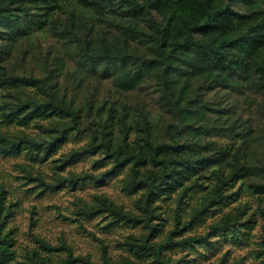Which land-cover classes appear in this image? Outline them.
<instances>
[{
	"label": "trees",
	"instance_id": "obj_1",
	"mask_svg": "<svg viewBox=\"0 0 264 264\" xmlns=\"http://www.w3.org/2000/svg\"><path fill=\"white\" fill-rule=\"evenodd\" d=\"M46 28L75 44L79 63L110 79L115 96L100 99L89 94L79 99L80 79L62 89L57 80L48 77L2 74L9 47ZM134 42L144 50L136 49ZM154 82L161 107L171 115L170 123L119 96ZM0 87L11 99L5 114L8 121L20 126L37 122L41 129L38 138H31L39 147L34 157L47 160L70 134L88 132L89 143L72 149L64 164L101 154L96 163L109 161L112 165L100 178L129 168L125 188L141 193L140 215L124 212L103 196L97 198L101 204H86L81 212L90 217L109 212L112 220L108 225L142 223L146 234L126 243L136 258L152 257L156 264H186L191 262L186 255L174 259L169 251L214 247L218 239L211 237L217 235L246 242L262 220V238L255 241V252L264 264V146H254L247 121L230 109L224 111L230 114L228 142L206 141L193 132L195 125L207 122L212 111L204 99L205 90L224 88L245 100L257 95L264 105V0H0ZM200 127L202 132L209 130V126ZM17 138L10 153L19 152L21 143L30 141L27 134ZM1 140H7L3 134ZM93 178L89 173H72L68 180L75 187ZM4 196L3 190L0 264L85 261L73 256L64 238L53 246L37 237L38 247L17 262L14 229H7L11 210ZM244 196L255 197L256 205L250 198L243 200ZM168 199L177 204L175 226L163 237V202ZM211 213L217 218L207 233L185 236L189 227ZM103 249L107 264H136L113 262ZM228 254L218 264H228Z\"/></svg>",
	"mask_w": 264,
	"mask_h": 264
},
{
	"label": "rangeland",
	"instance_id": "obj_2",
	"mask_svg": "<svg viewBox=\"0 0 264 264\" xmlns=\"http://www.w3.org/2000/svg\"><path fill=\"white\" fill-rule=\"evenodd\" d=\"M110 30V29H108ZM134 47L144 50L137 42ZM75 44L61 38L49 29L37 31L33 35L23 38L9 47L3 61L2 74L5 76H33L35 78H51L57 80L62 89L71 88L75 79L82 80L78 98L89 96L110 98L115 96L110 79L101 77L97 72H91L87 65L79 63L75 56ZM157 82L144 84L133 91L119 95L121 98L131 101L140 108L149 110L159 117L161 122L172 121L171 115L165 113L161 107V98L157 91ZM204 99L212 109L205 125H195L193 132L203 140H215L228 142L227 116L224 111L232 110L235 115H241L247 121L246 128L249 139L254 146H264V105L260 96L250 95L246 100L236 91H227L219 88L213 91L205 90ZM8 91L0 87V135L6 137V141H0V192L5 191L4 203L11 210L8 218L7 229H14L15 249L17 250V262L24 261L28 250L38 247L36 238H42L53 246H59L62 238L71 246L73 256L84 257V260L75 264H107V258L113 262L130 260L136 264H156L152 257L136 258L130 251L127 242L131 238H141L147 229L143 224L136 222H119L108 225L112 220L109 212H100L95 216L84 215L81 207L86 204L98 203L99 196H103L123 209L124 212L140 215L139 198L141 193L135 194L125 188L129 175V168H123L114 174H108L100 178L111 167L96 163L101 159V154H89L81 156L69 164H64V159L72 149L86 146L89 143L88 132L82 134H70L67 139L52 156L42 161L37 157L38 148L31 138H38L41 129L37 122L28 126H20L15 122H9L5 114L11 99ZM214 110L220 111L215 114ZM236 117V116H235ZM209 126V130L202 132L203 127ZM27 134L30 141L22 142L20 151L10 153L13 142H18L20 135ZM7 150L9 153H5ZM96 163V164H95ZM64 166L63 169L61 167ZM31 172V174H29ZM72 173H89L96 178L88 179L73 186L70 179ZM55 185V189L51 186ZM250 198L256 205L255 197L244 196L243 200ZM166 210V221L163 237L175 226L174 211L177 204L174 199L163 202ZM185 216V213H182ZM218 216V215H217ZM216 215L209 214L203 221L195 222L189 227L185 236L193 233L205 234L209 225L216 219ZM263 221L252 231L248 241L237 243L232 236L211 237L218 239L214 247L196 246L190 248L177 247L169 251L174 259L186 255V264H218L219 260L228 252L227 263L232 264L242 258L241 264H262L261 258L255 252V241L262 238ZM140 242V241H139ZM66 257V254L56 253ZM58 263V257L54 258ZM13 264V263H12Z\"/></svg>",
	"mask_w": 264,
	"mask_h": 264
}]
</instances>
